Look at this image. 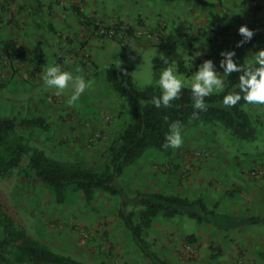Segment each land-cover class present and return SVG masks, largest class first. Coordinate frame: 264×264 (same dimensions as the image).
<instances>
[{
	"label": "rangeland",
	"instance_id": "374dc122",
	"mask_svg": "<svg viewBox=\"0 0 264 264\" xmlns=\"http://www.w3.org/2000/svg\"><path fill=\"white\" fill-rule=\"evenodd\" d=\"M111 1L41 0L42 7L35 15L31 9L23 6L22 0H0V115L14 117L16 122L39 116L47 124L45 128L18 125L10 134L8 144L21 142L37 147L50 158L66 165H83L96 170L106 166L109 146L129 117L125 101L117 96L96 101L97 96L90 87L76 103L70 104L67 99L70 89L56 94L54 88L44 84L42 75L49 65L59 64L63 70L87 78L86 72L93 68L94 62L83 45L89 39L98 41L102 37L101 28L116 23L115 20L111 22L107 19L115 12L110 9ZM72 5L80 7L82 17L78 18L71 11ZM255 6L261 8L257 3ZM249 28L261 33V28ZM149 31H137L133 37L149 41ZM77 33L81 38H76ZM37 43L43 51L42 61L35 55ZM145 58L137 67L133 65L134 72L138 74L141 69H148L151 77L147 75V84L154 85L152 74L154 72V78H157L155 66L159 70L161 64L151 67L152 64ZM255 107L246 105L260 132L255 142L239 138L231 142L232 139L223 135L229 131L221 126L223 132L218 139L222 142L219 145L222 148L220 156L225 158L227 164L238 159L242 161L244 158H240L241 155L248 156L245 160L253 158V161L260 157L261 167L256 169V165L249 164L248 170L250 175L263 182L264 118L254 110ZM213 126L216 125L210 127ZM200 127H182L183 142L191 137L192 130L196 131ZM206 134H196L200 138L198 141L203 144L199 142L182 155L179 154L182 144L172 148L168 154L156 150L146 151L122 172L118 182L127 188L130 195L137 190L147 189L195 199L199 195L193 193L195 187L192 189L198 184L192 176L195 167L193 162L207 155L219 154L211 135ZM1 152L5 154L6 150L2 149ZM26 162L25 156L21 165ZM236 187L232 185L226 194L233 196ZM0 198L13 217L25 227L27 235L42 247L86 264H150L117 216V195L96 190L91 198L86 199L69 185L63 200L57 201L49 186L36 176L15 169L10 175L0 177ZM190 220L194 222V219ZM174 222L176 226L173 225V228L181 229L177 236H173L172 230L170 233L167 231L164 224L169 222L154 219L143 234L150 249L171 264H179L173 262L172 257L182 264H221L216 258L210 259L205 248L200 251L192 233H184V225H189L187 216L176 217ZM162 232L169 233L170 237ZM210 246L216 252L215 256L220 253L217 245ZM243 263L240 257L233 262Z\"/></svg>",
	"mask_w": 264,
	"mask_h": 264
},
{
	"label": "crops",
	"instance_id": "0c3cea01",
	"mask_svg": "<svg viewBox=\"0 0 264 264\" xmlns=\"http://www.w3.org/2000/svg\"><path fill=\"white\" fill-rule=\"evenodd\" d=\"M22 1L23 6L27 2L33 5L31 12L33 10L38 11L42 7L41 0L37 2ZM256 3L261 5L260 9L256 8ZM110 9L115 12L107 19L111 22L115 20L122 25H131L137 29L136 32L153 31L157 25H161L163 45H156L154 36L152 39L150 38L153 43L143 38L133 37L136 32L124 35L121 41L108 36L99 37L98 41L96 39L85 41L83 47L93 59L95 67L90 68L89 72H86L87 78H84L93 81L91 88L97 96L96 101L99 102L106 98L119 97L111 92L112 90L105 79L104 68L111 60L128 64L131 67V74L136 78L132 76L133 82L136 86L142 87L148 83L147 75L151 77V74L148 69L144 68L137 74L134 72V67L146 59L145 57H147L149 64H152L151 67L160 63V69L167 66L161 57H167L170 66L176 70L177 75L182 80L188 81L196 66L206 58H211L219 69L222 49H235L234 59L243 63L244 59L245 61L248 59L249 49L255 50L264 47V0H112ZM37 11L33 13L36 15ZM226 24L230 25L229 32L240 24H246L249 27L261 28V33L253 31L251 40L237 46L236 42L241 39L240 36L225 35L209 40L202 32L206 28ZM75 28L78 29V27ZM183 37L190 42V47L182 46L179 43ZM76 38L79 39L81 36L77 33ZM133 65L135 66L133 67ZM160 69L158 70L155 66L157 77ZM255 106L254 110L264 118V105ZM189 125L201 127L196 131L192 130L191 137L182 143L180 155L186 153L187 149H192L198 145L199 142L203 144V142L198 141L200 138L196 134L204 135L206 133L207 136L211 135L214 148L219 152V154H211L193 160L195 167L192 171L194 181L198 182L192 188L194 190L195 187L193 193L204 198L209 206L215 204L214 208L218 217L215 219V223H198L193 219L194 222H191V218H189L187 223L189 225L183 227L184 233H192L193 239L200 246V251L205 248L207 255L211 256L210 259L213 257L215 260L216 258V261L221 264H233L235 259L239 257L244 261L243 264H264L260 256V251L264 249V181H258L257 178L249 174L248 170L249 164L256 165L255 168L259 169L260 163H262L261 158L256 157L254 161L253 158L245 160L248 156L241 155L240 158H244L242 161L238 159L232 164H227L228 162L224 161L225 158L220 156V154L222 155V148L219 145L222 142L218 139L223 129L216 124H202L193 120H190L183 127ZM209 125L216 126L211 128ZM224 133V136L232 139L231 142L234 141L235 138L231 136L230 132ZM258 135L260 132L257 133V139ZM257 139L252 140V142ZM189 151L191 154L192 151ZM189 158L193 159L192 157ZM237 161L240 163L238 164ZM251 173L254 174V171L251 170ZM232 185L237 186V191L234 192L233 196H229L226 191L230 190ZM192 197L194 196L192 195ZM179 216L182 215H177L168 220L162 217H157V219H161L165 223L169 222L164 224L167 231L170 233L172 230L173 236H177L181 229L180 227L174 229L173 225L176 226V222L173 224L172 221ZM169 233L162 232V234H167L170 237ZM210 243L219 247L220 253L218 255L215 256L216 252ZM172 260L182 264L175 257H172ZM167 262L171 264L169 261Z\"/></svg>",
	"mask_w": 264,
	"mask_h": 264
},
{
	"label": "trees",
	"instance_id": "16d2710c",
	"mask_svg": "<svg viewBox=\"0 0 264 264\" xmlns=\"http://www.w3.org/2000/svg\"><path fill=\"white\" fill-rule=\"evenodd\" d=\"M31 1L37 2L38 0ZM25 8L32 9L33 5L27 2ZM36 11L33 10L35 13ZM71 11L78 18L82 17L79 6L72 5ZM109 28L120 30V36L113 34L108 36L104 33L100 36H108L117 41H121L124 35L131 34L134 29L133 26L122 25L120 22H116L113 26H106V29ZM229 28L230 25L226 24L209 27L202 32L209 40H213L228 35ZM161 29L162 26L157 25L153 31H149L150 38L152 39L153 36L156 38V45H163ZM149 42L152 41L149 39ZM179 43L190 47V42L184 37L179 40ZM34 51L42 61L43 51L38 43ZM104 73L109 87L125 101L129 113L128 120L109 146L106 166L96 170L83 165H66L50 158L37 147L21 142L8 144L10 134L18 125L45 128L47 124L39 116L28 117L16 122L14 117L0 115V177L10 175L15 169H21L25 174L31 173L49 186L57 201L63 200L65 189L69 185H72L86 199L91 198L96 190L117 195L119 198L117 216L129 231L139 251L149 260L150 264H169L150 249L143 236L145 230L157 217L168 220L177 215H185L198 223H215L218 217L214 208L215 204L209 206L202 197L189 199L178 194L163 193L157 190H140L130 195L126 187L118 182V177L148 150H156L165 154L171 152L172 147L166 146L164 141L168 125L173 121H179L181 128L190 120L202 124H216L228 130L234 138L256 139L257 128L246 109L248 103L243 99L231 106H226L221 102L226 92L238 90L233 86L238 83L239 74L233 72L223 90L205 97L206 110H195L198 115L193 117L194 109L188 87L181 89V94L171 102L170 106L156 107L150 101L152 96L159 95L158 87L153 84L136 86L128 64L111 60L106 64ZM2 149L6 150L5 154L1 152ZM25 156L27 162L22 166L21 161ZM260 256L264 261V249L260 251ZM0 264L86 263L40 246L27 235L25 227L13 217L0 198Z\"/></svg>",
	"mask_w": 264,
	"mask_h": 264
},
{
	"label": "clouds",
	"instance_id": "9594fccd",
	"mask_svg": "<svg viewBox=\"0 0 264 264\" xmlns=\"http://www.w3.org/2000/svg\"><path fill=\"white\" fill-rule=\"evenodd\" d=\"M241 39L237 46L251 40L254 32L246 24H240L237 29ZM235 49H222L220 52L219 69L211 58L204 59L191 73L188 81L182 80L176 70L170 66L167 57H161L167 65L160 69L157 78L153 83L159 89V95L151 98V103L156 107H168L181 94V89H190V98L194 109L192 115L197 116L195 110H206L208 97L216 91L225 88V80L230 73L239 74L238 83L233 87L238 90H231L222 96V104L231 106L243 99L250 105H264V47L255 50L249 49L247 61L237 62ZM191 67V66H190ZM222 70V71H221ZM42 80L50 88H54L56 94H61L64 90L70 89L68 103H76L85 89L90 88L93 81L85 79L82 75H73L71 71L63 70L59 64H52L44 69ZM165 145L176 148L183 143L182 128L179 121H173L168 125L165 135Z\"/></svg>",
	"mask_w": 264,
	"mask_h": 264
},
{
	"label": "built area",
	"instance_id": "2783aa9c",
	"mask_svg": "<svg viewBox=\"0 0 264 264\" xmlns=\"http://www.w3.org/2000/svg\"><path fill=\"white\" fill-rule=\"evenodd\" d=\"M237 29H238V27L233 28V30L230 31L228 35H229L230 37H233V36H235V37H239L240 34L238 33ZM101 33L107 34L108 36H110V35H112V34H113V35L120 36V30H115L114 28H109V29L101 28ZM118 34H119V35H118Z\"/></svg>",
	"mask_w": 264,
	"mask_h": 264
}]
</instances>
